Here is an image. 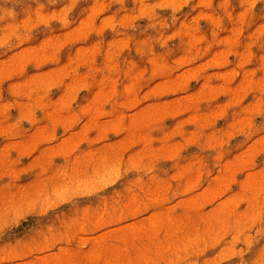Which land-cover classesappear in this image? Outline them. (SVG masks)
Segmentation results:
<instances>
[{"label": "rangeland", "instance_id": "374dc122", "mask_svg": "<svg viewBox=\"0 0 264 264\" xmlns=\"http://www.w3.org/2000/svg\"><path fill=\"white\" fill-rule=\"evenodd\" d=\"M0 264H264V0H0Z\"/></svg>", "mask_w": 264, "mask_h": 264}]
</instances>
